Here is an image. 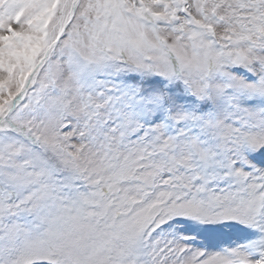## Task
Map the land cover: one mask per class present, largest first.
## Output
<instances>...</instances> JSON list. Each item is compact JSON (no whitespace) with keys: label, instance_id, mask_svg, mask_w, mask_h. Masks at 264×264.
<instances>
[{"label":"snow or ice","instance_id":"snow-or-ice-1","mask_svg":"<svg viewBox=\"0 0 264 264\" xmlns=\"http://www.w3.org/2000/svg\"><path fill=\"white\" fill-rule=\"evenodd\" d=\"M0 264H264V0H0Z\"/></svg>","mask_w":264,"mask_h":264}]
</instances>
